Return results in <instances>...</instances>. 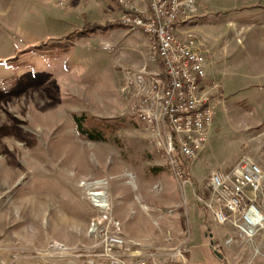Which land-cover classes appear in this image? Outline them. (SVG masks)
<instances>
[{"label":"rangeland","instance_id":"1","mask_svg":"<svg viewBox=\"0 0 264 264\" xmlns=\"http://www.w3.org/2000/svg\"><path fill=\"white\" fill-rule=\"evenodd\" d=\"M119 14L116 0H0V244L21 264L35 251L85 264L97 247L89 192L99 189L147 264H264V229L242 237L206 206L214 171L247 158L264 174V0H193L179 21L206 56L214 110L182 178L132 114L143 98L128 71L160 69L146 36L83 35ZM75 115L114 130L88 139ZM255 202L264 214V185Z\"/></svg>","mask_w":264,"mask_h":264},{"label":"built area","instance_id":"2","mask_svg":"<svg viewBox=\"0 0 264 264\" xmlns=\"http://www.w3.org/2000/svg\"><path fill=\"white\" fill-rule=\"evenodd\" d=\"M55 1L63 4L68 0ZM116 1L119 22L146 36L160 66L152 73L144 69L128 71L127 83L143 98L132 114L154 129L157 146L166 153L177 177L182 178L184 161L196 157L214 118L206 56L195 38L179 29V21L187 15L193 0H144L143 7L134 0ZM210 183L212 193L206 206L216 221L231 223L246 238L264 229V214L255 202L264 185V174L257 163L243 158L228 171H214ZM90 192H96V197L89 194L96 210L89 231L97 247L85 254V264H147L111 215L103 191ZM3 251L7 256L0 259V264H21V252L0 244V253ZM50 255L35 251L28 257L38 260L25 264H53L48 262Z\"/></svg>","mask_w":264,"mask_h":264},{"label":"trees","instance_id":"3","mask_svg":"<svg viewBox=\"0 0 264 264\" xmlns=\"http://www.w3.org/2000/svg\"><path fill=\"white\" fill-rule=\"evenodd\" d=\"M125 27L126 26L120 23L119 21H114V22L107 21L103 25H99L94 28L87 27L85 30H88V33H84L83 35H90L91 33H94L95 31L105 33L115 28H125ZM59 43H61V41H58L56 44L51 45V46L57 47L54 50H59L61 49V47L65 46L64 44L60 45ZM55 56L57 55H54V57ZM73 120L75 124L77 125V129L81 135L87 137L88 139L95 140V141L104 140L106 138V133L113 131L115 127L112 123L106 122L101 119H96L93 117H87L84 115H75L73 117Z\"/></svg>","mask_w":264,"mask_h":264},{"label":"crops","instance_id":"4","mask_svg":"<svg viewBox=\"0 0 264 264\" xmlns=\"http://www.w3.org/2000/svg\"><path fill=\"white\" fill-rule=\"evenodd\" d=\"M134 2L136 3V5L138 7H143L144 6V0H134ZM183 30H184V27H181L180 31L183 32Z\"/></svg>","mask_w":264,"mask_h":264},{"label":"bare ground","instance_id":"5","mask_svg":"<svg viewBox=\"0 0 264 264\" xmlns=\"http://www.w3.org/2000/svg\"><path fill=\"white\" fill-rule=\"evenodd\" d=\"M89 194H91L93 197H96V192L94 194L90 192Z\"/></svg>","mask_w":264,"mask_h":264}]
</instances>
